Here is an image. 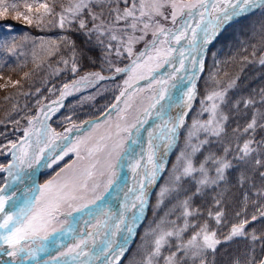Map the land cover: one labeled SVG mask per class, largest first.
<instances>
[{"label": "rangeland", "instance_id": "obj_1", "mask_svg": "<svg viewBox=\"0 0 264 264\" xmlns=\"http://www.w3.org/2000/svg\"><path fill=\"white\" fill-rule=\"evenodd\" d=\"M30 1L26 8L17 11L14 5L0 3V42L13 34L17 22L38 24L47 20L50 8L46 0ZM97 1L113 2L68 0L67 5L63 4L62 7L66 13L63 14L64 11L61 16L69 14L77 17ZM123 1V7H112L111 13H115L112 22L101 23L102 19L97 13L93 15L92 20L97 19V22L92 29L103 35L106 33L109 40L115 43L109 48V57H105L99 72L74 77L66 75L65 83L59 87L56 97L42 102L36 115L28 120L22 138L10 146L0 143V182L2 177L4 179L15 172L29 182L51 144L69 136L75 127L84 125L88 128H79L80 132L57 146L42 164L43 184L39 182L41 193L38 199L35 198L31 222L41 227L39 233H42L44 241L60 233L52 238L53 246L47 247V254L44 252L42 259L39 258L41 262L49 264L66 255H74L87 240L94 248L95 242H103V235L109 233L103 223L112 206L110 196L102 209L95 212V216L84 212L75 226L74 215L82 207L104 198L106 192L121 179V161L127 144L143 114L152 107L159 85L165 88L169 83L159 74L151 80H142L166 66L171 50L176 47L175 42H170L168 31L182 23L184 17L205 0ZM61 20L64 21L63 18ZM64 26L63 23L61 27ZM217 56H220V52ZM213 57L214 53L209 51L207 59ZM182 65V62L179 63V67ZM112 72H116L115 79L110 78ZM208 72L206 79L208 76L219 81L215 76L219 72V61L215 65V74L214 70ZM138 82L141 83L125 93L119 101L126 89ZM6 84H10L7 79L0 80L1 86ZM51 88L53 91L52 85ZM227 90L218 88L205 91L204 87L199 88L195 104L180 131L177 146L155 194H152L155 200L149 210H153L155 219L152 217L147 226L140 229V245L124 264H207L208 253L216 250L220 244L229 243L239 247L243 241L246 244L244 248L249 250L247 256L233 257L232 264H252L258 259L264 245V217L254 216L258 208L253 207L252 212L248 209L239 212L237 225L227 223L235 215H228L223 209L213 215L214 225L211 227L204 226L206 223L191 225L188 222V218L196 212L191 208L188 191H197L202 186L214 189L213 186L224 179L225 171L231 168L234 157L243 158L255 150L256 135L251 136L249 132L244 143L233 145L237 149L235 154L223 150L215 156L213 149L223 142L228 124L225 108ZM113 102L118 103L116 109L111 110L113 113L101 122L89 124L92 116L113 106ZM253 124L250 123L247 128L253 129ZM141 150V146L138 147L129 162V179L132 178L131 171L140 163ZM128 188L129 182L125 181L122 190ZM220 198L223 202L224 199ZM236 202L238 205L239 201ZM250 214V217H246ZM220 229L229 232L225 238L218 237L216 232ZM65 230H68L67 234H61ZM237 238L240 239L239 245L234 242ZM39 245L43 246L44 242H39ZM98 254L101 255V251Z\"/></svg>", "mask_w": 264, "mask_h": 264}, {"label": "trees", "instance_id": "obj_2", "mask_svg": "<svg viewBox=\"0 0 264 264\" xmlns=\"http://www.w3.org/2000/svg\"><path fill=\"white\" fill-rule=\"evenodd\" d=\"M56 1L59 0H46L50 8L47 20L38 24L16 23L13 34L0 42V80L7 79L10 83L0 85V143H8L7 146L21 136L27 120L39 106L36 102L41 103L54 95L51 85L64 81L65 76H72L74 71L83 73L101 69L105 57H109L107 53L109 48L115 46L114 41L109 40L106 33L103 35L92 29L93 24L97 22V19L92 18L97 13L100 20L102 19L101 23L112 22L115 19V13H111L112 7H123L125 5L123 0H113L112 3L92 2L81 14H77V17L69 14L61 16L64 11L63 14L66 13L62 7L63 4L67 5L68 0L59 3ZM30 2L0 0L1 4L16 6V11L26 8L25 5ZM63 23L65 26L61 27ZM219 43L223 49V58L232 72L242 73L243 76L246 73L253 74L255 70L264 77V63L260 64L261 52L264 53V6L230 25ZM220 74L230 76L223 70ZM245 79L248 86L255 81L259 84L264 81V78ZM248 88L252 94V87ZM250 93L241 91L239 95L234 90L229 94L231 109L228 112L225 138L213 151L215 156L220 155L223 150L235 154L237 149L233 145L244 143L249 132L251 136L256 135L255 150L243 158L234 157L231 168L225 171L224 179L213 186L214 189L202 186L197 191H188L191 208L196 210L193 216L188 218L191 225L206 223L204 226H213L212 217L220 209L228 215L234 213V219L227 221L233 225L239 224L238 213L242 210L248 209L252 212L256 207L258 210L254 216L264 217V106L261 110V106L252 104ZM254 107L258 111H254ZM252 122L253 129L249 130L247 127ZM220 197L224 199L223 202ZM154 200L155 196L152 198L151 206ZM236 201H239L238 205ZM152 213L153 210L150 211L145 227L152 217L155 219ZM216 233L219 238H225L229 232L220 229ZM239 240L235 239L236 245H239ZM240 244L239 247H233L229 243L220 244L216 250L208 253L207 264H232L233 257L241 258L244 254L247 256L249 250L244 248L245 241Z\"/></svg>", "mask_w": 264, "mask_h": 264}, {"label": "bare ground", "instance_id": "obj_3", "mask_svg": "<svg viewBox=\"0 0 264 264\" xmlns=\"http://www.w3.org/2000/svg\"><path fill=\"white\" fill-rule=\"evenodd\" d=\"M253 0L245 1L246 4L252 3ZM243 2L242 0H214L209 7L206 9L203 6H200L196 12L192 15H188L184 17L182 23L178 25L177 28L169 32V40L171 43L175 42V49L171 50L170 56L167 58V63L164 69L161 72L163 79L169 80L168 85L163 88L161 84L159 85V92L156 96L153 107L151 108L150 117L151 122L144 126L141 137L136 140V149L141 146V162L146 163L145 166H136L132 172V178L129 179L128 171L126 170L129 166V162L127 166L122 163V174L121 179L117 181V183L112 187L107 196L112 197L111 204L112 207L106 220L103 225L108 227L109 233L103 235V242H95L94 248L90 243V240L85 241V243L81 246L80 250L77 251L74 255H66L57 260L50 262L49 264H107L106 260H109L108 264L117 263L120 258L124 244H122L118 249L113 247L114 239L117 241L119 239H123L125 242L128 241V234L131 232L132 227L136 223V219L140 217L142 214L139 209V204L142 200L145 199V195L148 194L147 191L150 189L153 183L156 182V175L159 173V169L155 166V161L152 157L149 159L151 155V150L154 142V137L158 131H160L161 125L166 123L167 118H170L169 124L166 126L171 128L172 123H174V119L176 117H181V112H175V109L168 107L170 97L177 98L180 96L179 86L181 81L184 79L185 75L189 71L196 72V75H199L198 82L196 83L195 88V96L193 99L192 106L188 108L191 110L195 104L196 96L198 95V91L200 87H204L205 91L214 90L218 88H227L226 99L231 93V91L236 90V92L241 95V91L247 93L249 92L248 87H252L253 93H250V101L252 104H256L261 106V110H263L264 106V81L259 84L257 81L253 82L248 86L247 80L245 77L251 78L253 80H257L259 78H264L260 72L253 70V74H244L242 73H234L231 71L228 63L223 58V49L220 46L219 40L226 32L228 27L224 29L218 37L215 34L218 32L217 28L213 25L216 14H221L224 10L221 9L224 5L228 7H238L240 10L243 9L237 3ZM264 6V5H263ZM229 7V8H231ZM227 9V8H225ZM239 19L229 23V25H233L237 23ZM210 38L211 44L207 47V52L200 51L201 42H205ZM214 53V57L207 59V54ZM220 52V56H217V53ZM262 59H264V53L261 52ZM219 61V72L215 75L219 81H214L213 78L210 79L206 73L209 74L208 71L214 70L215 74V65L216 62ZM183 63L182 67H179V63ZM213 68V69H212ZM227 73L230 76H226L220 74L221 72ZM205 75V76H204ZM245 76V77H244ZM209 79V80H208ZM200 83V86H199ZM219 83V85H218ZM203 89V88H202ZM168 91V92H167ZM178 99V98H177ZM249 101V100H248ZM249 101V103H250ZM39 105L40 103H37ZM226 104V102H225ZM175 106V105H174ZM169 112V114L167 113ZM254 111H258L256 107H254ZM172 116L174 119L171 121ZM81 117V116H80ZM78 117V118H80ZM82 119V118H81ZM162 137V136H161ZM152 138V139H151ZM132 142V140H130ZM172 143L165 144L158 148V159L160 160L161 165H163V171L159 173V177L162 178L165 166L167 167L170 161V156L167 159V153L164 151V148L168 145L170 146ZM128 147L132 146L131 143L127 144ZM177 145L174 146L173 150ZM53 148H50V152H52ZM47 154V153H46ZM166 157V159H164ZM43 159V157H42ZM149 159V160H148ZM144 161V162H143ZM148 161V162H147ZM141 164V163H140ZM124 166V167H123ZM125 170V171H124ZM130 172V174H131ZM148 177V183L146 186H143V194L142 196L138 192L139 187H141L144 183L143 177ZM16 177V176H14ZM126 178V179H125ZM129 179V180H128ZM125 181L129 182V188L127 190H121ZM10 184L14 183L13 178L9 179ZM19 189H16V192ZM128 193L133 197V201L130 202L128 199ZM24 195H20V198ZM26 198L25 196L23 199ZM107 202L106 199L102 200L101 205H104ZM99 206V204L97 205ZM96 206V207H97ZM93 207V208H96ZM93 216L94 213L92 212ZM68 230H65L61 234L66 235ZM46 247L51 248L53 246V239H49L44 244ZM42 250V249H41ZM98 251H101V255L98 254ZM43 252V251H42ZM38 253V254H37ZM37 254V255H36ZM42 255L39 249L35 253V257L31 259V262H35L38 256ZM102 254L105 256V260L100 263V259ZM36 263V262H35Z\"/></svg>", "mask_w": 264, "mask_h": 264}, {"label": "water", "instance_id": "obj_4", "mask_svg": "<svg viewBox=\"0 0 264 264\" xmlns=\"http://www.w3.org/2000/svg\"><path fill=\"white\" fill-rule=\"evenodd\" d=\"M213 1L214 0H208V2L205 4V8L207 9ZM242 1L243 2L237 3V4L242 6L243 9L240 10L238 7H231L232 5H230L228 7H225L227 9L223 8L224 11L221 14H219V13L217 14V16L213 22V25L217 28V31H218L215 34L216 37H218V35L226 28V26L229 23L248 15L249 13H251L252 11L257 9L259 5L264 3V0H253L252 3H250V4H245L244 0H242ZM229 7H231V8H229ZM211 41L212 40H207L204 43H202L200 46L199 52H201V51L206 52L207 47L211 44ZM198 78H199V75L197 76L196 72L189 71L180 83L179 90L181 93H180V96L177 97L178 99L174 98V97H170V99H169V106L168 107H170L172 109L174 108L175 112L176 111L181 112V117L179 116V117H176L174 119V116H172L171 121L174 119V123H172L171 128H170V126L169 127L166 126L170 122V118H167L166 123H164L161 126L160 131L157 132V138H158L157 142L155 140L153 142V146H152L153 150L151 151V157L155 161V166H157V169H159V173H161L163 171L164 166L161 165L160 160L158 159L157 149L160 146H163L164 142H165V144H167V143L169 144L171 142L172 144L170 146L167 145L164 148V151L167 153V156H166L167 159L170 156V154L172 153V150H173V148H174V146L178 140V133H179L180 127H181L186 115L189 112L188 108H190L192 106L193 99L195 96L196 83H197ZM167 113L169 114L168 111H167ZM129 151H131V147H129L128 151L125 153L126 157L128 156ZM166 157L164 159H166ZM145 165H142V167ZM159 173H158V175H156V182L155 183H157L160 179ZM147 183H148V177L146 178V176H145L143 186H146ZM143 186L141 189H143ZM152 189L153 188H151L149 190V192L146 196V200L142 202L141 207H140L141 211H143L147 208L148 200H149ZM137 225H138V223L133 228V230H132L133 232L130 233V236H132L133 238L136 235Z\"/></svg>", "mask_w": 264, "mask_h": 264}]
</instances>
